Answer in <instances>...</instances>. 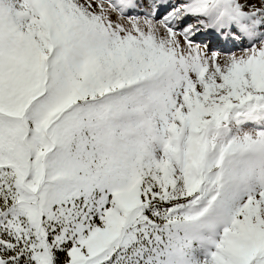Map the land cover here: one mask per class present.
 I'll list each match as a JSON object with an SVG mask.
<instances>
[{"label":"snow or ice","instance_id":"6c2138e0","mask_svg":"<svg viewBox=\"0 0 264 264\" xmlns=\"http://www.w3.org/2000/svg\"><path fill=\"white\" fill-rule=\"evenodd\" d=\"M0 264H264V0H0Z\"/></svg>","mask_w":264,"mask_h":264}]
</instances>
